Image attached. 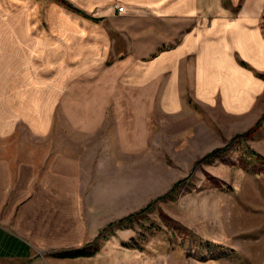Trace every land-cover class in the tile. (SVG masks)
Returning a JSON list of instances; mask_svg holds the SVG:
<instances>
[{"label":"crops","instance_id":"1","mask_svg":"<svg viewBox=\"0 0 264 264\" xmlns=\"http://www.w3.org/2000/svg\"><path fill=\"white\" fill-rule=\"evenodd\" d=\"M190 104L238 130L262 116L264 0H0V264H112L100 247L56 255L108 222L90 172L143 153L153 116ZM21 129L108 133L115 146L3 145Z\"/></svg>","mask_w":264,"mask_h":264},{"label":"rangeland","instance_id":"2","mask_svg":"<svg viewBox=\"0 0 264 264\" xmlns=\"http://www.w3.org/2000/svg\"><path fill=\"white\" fill-rule=\"evenodd\" d=\"M238 124L191 104L179 115H154L143 153L117 152L101 161L98 176L89 173L108 221L100 232L115 224L100 239L112 264H264V159L251 152L264 157V113L242 130ZM20 132L3 145H59L89 156L115 146L108 133ZM218 148L227 149L206 158Z\"/></svg>","mask_w":264,"mask_h":264},{"label":"trees","instance_id":"3","mask_svg":"<svg viewBox=\"0 0 264 264\" xmlns=\"http://www.w3.org/2000/svg\"><path fill=\"white\" fill-rule=\"evenodd\" d=\"M244 135L245 134H243L241 136L243 137ZM246 135H248V133ZM226 149L227 148H223V149L218 148V149H215V150H213L211 152V154H208V156L206 158H208L209 156H212L214 154H217V153H219V152H221L223 150H226ZM251 152H252V154L254 156L264 159V157L262 155H260L258 152H256L255 150H251ZM129 217H131V215ZM113 226H115V224L110 223L108 225V227L105 228L101 232V234L96 238V240L92 244H90V245H88L86 247L80 248V249L64 250V251H61V252H57L56 255L57 256H60V257H74V256H80V255H87V256L94 255L99 250V247H100L99 246L100 245L99 244V240L101 238H103V239L104 238H107L108 237V234H106V232L108 231V229H112ZM110 234L113 235L114 234V231L113 230L112 231L110 230Z\"/></svg>","mask_w":264,"mask_h":264},{"label":"built area","instance_id":"4","mask_svg":"<svg viewBox=\"0 0 264 264\" xmlns=\"http://www.w3.org/2000/svg\"><path fill=\"white\" fill-rule=\"evenodd\" d=\"M116 9H117V12H121V11H123V7L120 6V5H117V6H116Z\"/></svg>","mask_w":264,"mask_h":264},{"label":"bare ground","instance_id":"5","mask_svg":"<svg viewBox=\"0 0 264 264\" xmlns=\"http://www.w3.org/2000/svg\"><path fill=\"white\" fill-rule=\"evenodd\" d=\"M143 110V109H142ZM129 131V130H128ZM140 136V135H139ZM127 139H128V137H127ZM129 141V140H128ZM135 143V142H134ZM137 143V142H136ZM139 144V143H138ZM130 145H132V144H130Z\"/></svg>","mask_w":264,"mask_h":264}]
</instances>
